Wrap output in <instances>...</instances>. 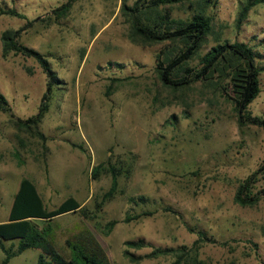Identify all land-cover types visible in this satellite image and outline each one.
I'll use <instances>...</instances> for the list:
<instances>
[{"label": "rangeland", "instance_id": "1", "mask_svg": "<svg viewBox=\"0 0 264 264\" xmlns=\"http://www.w3.org/2000/svg\"><path fill=\"white\" fill-rule=\"evenodd\" d=\"M69 1L0 0L5 9L27 17L0 15V91L12 109V114L0 111V223L8 220L22 179L29 178L49 210L73 196L82 205L49 224L53 246L66 260L72 257L71 241L102 250L106 264H172L175 258L169 256L132 262L124 255L125 242L145 240L147 248L131 250L143 257L159 247L191 248L195 232L202 230L226 246L205 244L200 264H264V128L240 127L235 103L223 90L228 80L219 73L183 88L166 86L159 62L186 44L136 36L122 13L125 2L136 0H73L67 15L57 17ZM244 4L187 0L159 9L178 20L202 15L211 21L210 34L185 68L202 69L203 57L226 42L253 48L257 65L264 67V4L238 27ZM30 22L19 41L46 56L58 79L37 128L45 143L36 128H19L17 120L38 114L46 74L34 58H2V33ZM185 68L175 78L186 77ZM248 110L264 117V71ZM109 169L118 175L119 187L105 200L112 185ZM252 176L251 197L259 201L240 205V184ZM131 196L149 201L134 205ZM41 253L30 249L9 264H37ZM4 258L0 248V264Z\"/></svg>", "mask_w": 264, "mask_h": 264}, {"label": "trees", "instance_id": "2", "mask_svg": "<svg viewBox=\"0 0 264 264\" xmlns=\"http://www.w3.org/2000/svg\"><path fill=\"white\" fill-rule=\"evenodd\" d=\"M72 1L70 0L57 10V17L60 18L67 15L72 6ZM186 1L136 0L133 5H128L125 2L122 13L131 23L134 34L145 41L150 43L185 42V49L181 53L173 58L164 57L163 61L159 62V75L166 86L183 88L196 81L208 80L214 74L219 73L220 78L228 80L223 90L225 95L235 103L240 127L251 124L264 128V117L252 116L248 110L250 104L260 93V75L264 71V67L257 65L259 55L253 48L244 43L235 42L230 44L226 42L213 47L203 57L202 69L195 71L185 68L187 63L198 54L210 34L211 21L202 15H197L188 21L178 20L172 18L169 13L161 14L159 9L162 6L180 4ZM260 4H264V0H245L237 21L238 27L248 17L250 10ZM0 15L14 16L27 20V17L16 9H5L1 5ZM31 24L32 22L17 31L7 30L2 33V58L7 60L12 55L34 58L46 74L48 78L47 91L43 96L38 114L28 120H17L19 128L28 130L36 128L37 136L45 143L47 141L46 136L37 128L49 111L53 88L57 85L58 79L46 56L33 48L21 44L19 41L21 33ZM184 68L188 75L186 77H177L179 79L175 78L177 73ZM0 111L5 113L12 112L8 99L1 91ZM14 117L12 115V118ZM101 168V165L94 168V179L97 178ZM109 171L112 173V185L109 192L104 196L105 200L113 198L119 187L118 175L114 169H109ZM253 176L240 184L236 197V202L240 205H254L259 201L258 197H251L254 183L252 182ZM128 201L131 204L139 205L146 204L149 199L145 196H131L128 197ZM81 210L82 205L73 197L66 199L54 210H49L39 194L35 182L29 178L22 179L19 190L14 197L9 219L7 222L0 223V248L5 255L1 264H9L13 258L30 249L42 251L37 264H106L107 257L100 249L99 251H88L81 244L68 241L67 246L72 252V257L66 260L53 246L52 229L49 227L50 222L58 216L71 212L76 213ZM152 214L149 213L148 215ZM145 215L127 216L124 222H130ZM37 221L45 222L46 226L39 227L36 223ZM114 225L115 222L112 223V226ZM195 233L198 235V239L191 248L186 246L178 248L159 247L154 248L146 256L138 257L131 250H142L149 245L143 239L129 240L125 242L124 255L132 262H137L144 257L157 259L169 256L175 258L172 264H200L201 261L198 260V255L205 244L226 246V243H220L216 239L209 237L202 230H198ZM8 243H10L9 246H7Z\"/></svg>", "mask_w": 264, "mask_h": 264}, {"label": "crops", "instance_id": "3", "mask_svg": "<svg viewBox=\"0 0 264 264\" xmlns=\"http://www.w3.org/2000/svg\"><path fill=\"white\" fill-rule=\"evenodd\" d=\"M36 184V183H35ZM36 186H37V184H36ZM37 190H38V192H39V194L41 195V192H40V189H39V187L37 186ZM41 197H42V199H43V201H44V203H45V205H46V202H45V200H44V198H43V196L41 195ZM48 197H50V196H48ZM73 198H75L74 196H73ZM76 199V198H75ZM77 200V199H76ZM78 201V200H77ZM79 202V201H78ZM46 207H47V205H46ZM12 208V207H11ZM48 208V207H47ZM11 211V210H10ZM9 219V218H8ZM8 221V220H7ZM6 221V222H7ZM4 223V222H3Z\"/></svg>", "mask_w": 264, "mask_h": 264}]
</instances>
